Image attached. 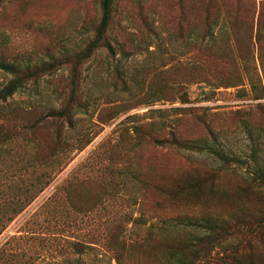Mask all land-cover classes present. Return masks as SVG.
Here are the masks:
<instances>
[{"label":"rangeland","instance_id":"1","mask_svg":"<svg viewBox=\"0 0 264 264\" xmlns=\"http://www.w3.org/2000/svg\"><path fill=\"white\" fill-rule=\"evenodd\" d=\"M101 1L0 0V59L52 65L0 104V198L16 194L24 206L0 233V264H118L108 241L121 227L119 264H166L135 241L132 223L140 203L153 220L162 214L159 185L214 176L228 198H245L246 165L223 170L208 150L156 139L216 138L264 166V98L215 80L245 77L242 56H256L260 32L264 47V0H115L107 36L116 55L100 48L85 58ZM10 79L0 70V88ZM63 109L71 122L52 116ZM249 206L264 210V199ZM77 241L90 248L78 252Z\"/></svg>","mask_w":264,"mask_h":264},{"label":"trees","instance_id":"2","mask_svg":"<svg viewBox=\"0 0 264 264\" xmlns=\"http://www.w3.org/2000/svg\"><path fill=\"white\" fill-rule=\"evenodd\" d=\"M115 0H102V17L96 29L95 37L88 43L81 54L85 58L91 57L98 49L103 48L109 55L115 56L116 50L107 36L111 22L113 4ZM260 43L256 56L249 51L244 53L243 72L244 78L234 74H225L215 77L216 87H237L238 93L245 92L246 87L256 99L264 98V47L261 32L257 35ZM228 54V51L223 52ZM52 65L21 66L15 62L0 59V70L11 75V79L0 88V104L4 103L19 89L26 86L30 80L36 78L39 72L51 68ZM203 69V67H199ZM52 116L60 119L68 117L67 109L53 111ZM71 122V119H69ZM56 146L62 144V135L57 133ZM2 142H5L3 140ZM156 142L168 143L177 150H208L215 161L223 170L234 166L246 165L247 175H243L245 198L243 200L228 198L226 191L221 187L216 178H180L171 184L159 185L158 189L162 198L155 201L156 207L162 209L160 216L147 215L143 205L136 217H132V223L138 227L135 241H146L153 250L159 251L165 258L166 264H264V210H256L249 206L252 196L264 199V166L255 157L253 162L242 161L236 156L228 154L216 143L198 142L192 139H178L174 134L168 138L156 139ZM57 148V147H56ZM42 160L49 162L48 157ZM248 164V165H247ZM234 165V166H232ZM138 174L133 172L137 180ZM140 177V176H139ZM140 181L143 179L140 177ZM45 187V186H44ZM42 187L39 191L44 189ZM36 195H31L24 205L30 203ZM19 197L16 194L0 198L6 209L0 210V233L7 227L15 215L23 209L18 205ZM222 202L229 205L225 211L211 209L207 203ZM180 203H183L184 209ZM145 206V205H144ZM94 208V207H93ZM93 208L84 209L88 213ZM170 208V209H169ZM261 216L258 218V215ZM145 225L144 229L142 228ZM126 230V229H125ZM121 227L115 234V240H109V249L119 264L125 244L121 235L124 234ZM78 252H85L90 248L86 242H74ZM255 251L263 253L256 257ZM3 248L0 249V263L4 256Z\"/></svg>","mask_w":264,"mask_h":264}]
</instances>
